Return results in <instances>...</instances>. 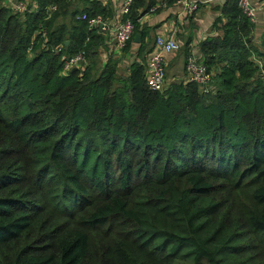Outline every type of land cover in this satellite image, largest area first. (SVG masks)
<instances>
[{"label":"trees","instance_id":"trees-1","mask_svg":"<svg viewBox=\"0 0 264 264\" xmlns=\"http://www.w3.org/2000/svg\"><path fill=\"white\" fill-rule=\"evenodd\" d=\"M72 1L0 0V264H264V38L224 0L197 48L209 89L154 92L137 21L156 1L132 0L122 79L112 61L94 70L103 39L87 22L109 12ZM79 52L88 64L62 75ZM220 181L246 190L241 232L218 220ZM46 213L62 223L32 238Z\"/></svg>","mask_w":264,"mask_h":264},{"label":"crops","instance_id":"crops-1","mask_svg":"<svg viewBox=\"0 0 264 264\" xmlns=\"http://www.w3.org/2000/svg\"><path fill=\"white\" fill-rule=\"evenodd\" d=\"M29 1L23 0L26 5L29 4ZM97 1L110 15L103 21L107 25L106 30L98 31L103 41L97 49L94 70L99 71L105 62L112 61L116 64L115 78H125L128 75L129 64L135 58L138 44H134L132 41L122 49L114 47L110 30L123 18L120 13L121 0ZM194 1L197 3V8L189 16L181 12V8L176 5L175 0H163L158 10L153 13H145L137 21L139 28L146 31V36L143 38L145 51L140 56V61H145L147 55L152 51L153 40L157 36L164 39L172 38L177 44L176 52L162 55L165 63V87L172 83L185 82V56L193 55L196 58L198 44L208 37L219 35V31H215L213 25L216 18L220 16L219 8L224 0ZM71 4L72 10L86 8L80 0H73ZM251 38L253 45L259 47L261 39L264 38V9H260L256 13V22L253 24ZM85 64L87 65L88 62L85 61Z\"/></svg>","mask_w":264,"mask_h":264},{"label":"built area","instance_id":"built-area-1","mask_svg":"<svg viewBox=\"0 0 264 264\" xmlns=\"http://www.w3.org/2000/svg\"><path fill=\"white\" fill-rule=\"evenodd\" d=\"M155 1L156 4L148 10L149 13H153L161 6L162 0ZM235 1L242 15L251 24L256 22L257 11L264 9V0H260L258 6L252 4L251 0ZM175 3L181 8V12L187 16L191 15L197 7L194 0H175ZM131 4L132 0H121L120 13L123 17L126 16V18L121 20L110 30L113 45L117 49L124 48L132 36L133 26L131 21L127 18ZM5 5L17 13H23L28 10L27 5L21 1L11 2V0H6ZM80 19L85 20V16L82 15ZM87 24L88 26L97 28L99 32H104L107 28V25L98 16L89 19ZM152 47V51L145 59V83L148 90L160 92L164 88L165 73V63L162 55L176 52L177 44L172 38L164 39L157 36L153 40ZM60 49L61 47L58 46L53 49V52L55 54L59 53ZM61 62L62 66L60 73L62 75L67 74L73 69L81 70L86 65L83 52H79L69 57H62ZM256 63L258 66L261 65L259 62ZM184 74L185 82L195 84L198 91L203 92L209 89L211 75L207 72L206 67L201 62L197 61L193 55H188L184 59ZM260 78L264 82V74H262Z\"/></svg>","mask_w":264,"mask_h":264},{"label":"rangeland","instance_id":"rangeland-1","mask_svg":"<svg viewBox=\"0 0 264 264\" xmlns=\"http://www.w3.org/2000/svg\"><path fill=\"white\" fill-rule=\"evenodd\" d=\"M162 2L163 0L161 1V3ZM251 2L254 5H258L260 3V0H251ZM60 22L68 24V19L66 18L58 19V23ZM223 185L224 184L221 181L216 182L215 184L216 194L214 195V197L216 201L220 204L218 220L227 225H231L235 229V231L241 232L244 230L241 226L243 222L244 214H246L250 209L249 203L246 200V190L242 189L236 193V191L234 192L233 189H231V187L229 186L225 187ZM61 223L62 221L60 219L56 218L52 214L48 215V213H46L45 215H42L36 219V223L34 225V229L31 237L32 238H35L37 236L43 237V233H46L45 229L47 227V224L55 225ZM179 264H187V263H179Z\"/></svg>","mask_w":264,"mask_h":264},{"label":"water","instance_id":"water-1","mask_svg":"<svg viewBox=\"0 0 264 264\" xmlns=\"http://www.w3.org/2000/svg\"><path fill=\"white\" fill-rule=\"evenodd\" d=\"M139 35H134V37H133V43L134 44H138L139 43ZM65 45H66V43H65Z\"/></svg>","mask_w":264,"mask_h":264}]
</instances>
